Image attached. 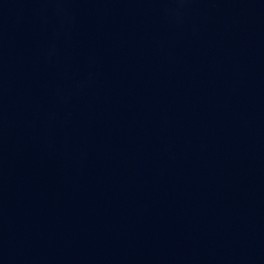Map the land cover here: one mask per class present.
<instances>
[{"label": "water", "instance_id": "1", "mask_svg": "<svg viewBox=\"0 0 264 264\" xmlns=\"http://www.w3.org/2000/svg\"><path fill=\"white\" fill-rule=\"evenodd\" d=\"M0 264H264V0H0Z\"/></svg>", "mask_w": 264, "mask_h": 264}]
</instances>
